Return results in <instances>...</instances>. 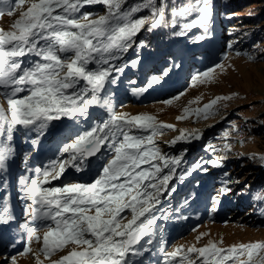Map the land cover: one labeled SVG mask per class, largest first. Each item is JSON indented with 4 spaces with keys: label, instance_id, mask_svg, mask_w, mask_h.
<instances>
[{
    "label": "snow or ice",
    "instance_id": "obj_1",
    "mask_svg": "<svg viewBox=\"0 0 264 264\" xmlns=\"http://www.w3.org/2000/svg\"><path fill=\"white\" fill-rule=\"evenodd\" d=\"M101 3L107 6L105 15H76L83 5ZM144 7L150 9L151 15L134 19L133 14L141 8L125 11L121 0H15L14 5L12 0H0V17L5 11L12 17L13 8L19 10L8 30L0 28V96L7 103V109L0 104V170H6V162L14 155L15 132L34 130L43 134L54 120L77 114L87 116L88 108L98 103L106 84L116 82L113 72L124 71L123 66L111 62L132 47L133 38L146 24L149 31L164 26L166 0H160L158 7L155 0H147ZM194 14L195 18L188 20ZM212 14L210 0H190L172 9V25L185 21L177 35H186L187 30L197 26L207 31ZM29 56L34 59H26ZM138 63L133 60L131 65L136 67ZM214 78L215 69H209L193 77V81L207 83ZM160 80L161 77H152L147 87ZM231 98L216 97L203 109L194 111L197 115L203 113L206 119L219 101ZM178 99L177 96L163 103L171 105ZM183 111L188 113L189 109L185 107ZM165 128L174 126L150 113L132 115L110 110L108 121L63 147V153L69 154L67 160H54L43 170L35 169L36 177L30 180L21 178L22 191L31 201L25 213L36 225H23L28 246L21 255L33 254L36 264H44L41 255L49 264H129V253L139 254L134 246L145 236H155L151 226L157 222L154 212L162 195L175 191L169 182L180 160L162 154L155 143ZM133 129L150 134H133ZM185 131L176 139L186 140ZM103 146L112 155L92 183L67 182L45 187L59 180L68 166L79 171L76 162L95 156ZM217 163L212 161L213 165ZM198 167L199 164L192 171ZM164 169L168 172L164 173ZM185 175L191 172L181 173L178 179L183 180ZM13 219L5 198L0 203V223ZM206 236L210 234L202 232L196 240ZM33 243L40 247L34 249ZM151 243V238L146 241ZM222 245V237L209 238L202 247L181 245L165 256H179L180 264H197V260L200 264H264V242ZM61 252L66 254L52 259ZM191 253L196 254L195 258Z\"/></svg>",
    "mask_w": 264,
    "mask_h": 264
},
{
    "label": "rangeland",
    "instance_id": "obj_2",
    "mask_svg": "<svg viewBox=\"0 0 264 264\" xmlns=\"http://www.w3.org/2000/svg\"><path fill=\"white\" fill-rule=\"evenodd\" d=\"M125 2L126 0H121V7L123 10L127 11L126 6L128 4ZM241 2L242 0H240L239 10L242 9L241 11L244 13L250 10V8H254V11L262 12L261 15L263 19L261 17L260 22L264 23V0H250L245 8L242 7L243 4ZM210 3L213 14L210 17L207 31L197 26L187 30L188 35L183 36L180 41L178 38L182 35H177L176 33L181 31L180 29H182V26L177 29V25L173 26L169 24L166 21V14H164V26L151 30L154 35H160L155 45L150 46L147 44L144 40V36H142V32L147 29L148 25L146 24L133 38L134 45L132 44V47L129 48L127 52L123 53L120 59L111 62L123 66L124 71L127 72L125 74H122L124 71L122 73L113 72L112 76L115 78L116 82L114 84H106L105 89L100 93L98 103L88 108V114L85 120L83 119L82 121L81 118L84 116L82 117L77 114L75 117H62L59 120H54L47 127L48 130H50V127H55L65 122L68 127L67 129L74 128L78 130V136L90 130L92 127L108 121L110 119V110L115 112H126L132 115L146 112L155 115L158 120L165 124L174 126V128L163 129L162 135H158L155 138V143L162 154L169 157H176L180 160V164L174 166L176 168V173L169 182V187H174L175 191L171 192L170 195L168 192L162 195L161 203L156 206L154 212V215L158 217L157 222L155 225L151 226L152 231L155 232V236H145L139 245L134 246L136 249H139V254L129 253V264H176L179 256L175 259L166 258L164 252L168 250L178 238H175L166 249L160 250L154 249L151 245L152 243L146 244V241L151 238L153 242L154 239L158 240L157 237L163 241H170V236L173 235V237H175V232L171 230V228L175 226V219L178 223L182 221V219L178 218L180 212L186 210L185 208L194 207V205L191 204L192 200H196L197 202L203 201L206 192L211 191L213 195L217 187V183L215 182L219 178L222 183V190L220 191L224 192L225 186L231 188V182H235L239 180V178H244L246 176L247 179L244 180L245 183V181H250L254 175L260 172H262V177L264 178V170H262V165L264 164V61L260 60L261 57L258 59L253 57L252 54H248L246 47H242L240 50L228 49L223 51V46L225 44L227 45V42L232 40L236 34H234L233 37L227 34L228 30L226 24L228 23L225 21L227 13L222 11L221 8L223 4L220 0H211ZM26 7L27 5H25V8ZM107 10V6L102 3L83 5L80 8V12L76 15L79 16L90 13L92 18H96L105 15ZM239 10L237 13H240ZM135 14H143L141 17H148L151 15V11L148 8L145 11L140 10ZM18 15L19 10L17 9L15 15L12 17L8 15L0 17L1 28L8 30L13 21L18 18ZM244 15L245 14L240 15V17H234L231 24H236V28L249 25V22L252 20L246 19ZM241 16L244 18L240 19ZM193 18H195V14L193 17H189L188 20ZM215 19H218V23ZM183 22L185 21L182 20V23ZM189 34L192 35L193 39L194 36L195 38L197 37V34L198 37L203 35L205 38L203 40L194 39L189 43H185L190 41ZM141 43H143V46H141ZM203 43L205 47L217 49L219 53L221 51L220 55H216V58L219 62L217 65L224 66L223 70L217 68V65L209 67L211 63H207L203 61L202 58L198 59L195 56V54L200 53V50L203 49ZM162 45L166 46V52L153 54L154 49ZM184 45L185 47L187 46V48H185ZM136 50H138V52ZM159 55L165 57L163 59H157ZM166 58L170 60L167 61ZM26 59L30 60L34 59V57L29 56ZM133 60L139 61L137 64L138 68H136L137 66L135 68L132 67L131 62ZM161 60L163 61V65L159 66L158 63ZM154 62H156L155 66H153ZM195 64H199L196 65L199 66L197 70L192 68ZM209 69H215V78L211 82L201 83L197 81L194 83L193 77ZM152 70H156V74H151ZM165 71L168 73L167 76L163 75ZM190 73L191 76H189ZM154 76L161 77L160 83L148 88L147 85ZM134 77L137 78V81L132 80ZM185 81H188V84H184ZM150 92L163 93L164 97L160 99V101L151 104H145L149 101H144L142 103L132 101L141 94L143 95L144 93ZM177 96L179 99L173 100L171 105L163 103V101L173 99ZM223 96H230L232 98L219 101L211 110L213 114L208 115L206 119L203 113L197 115L194 111L198 108L203 109L204 105L208 104L211 100ZM2 100H4V98L0 96V102ZM115 104H120V106L115 107ZM185 107L189 109L188 113H184L183 110ZM180 116H186V118L177 119V117ZM60 121L63 122L59 123ZM71 121H74L75 124H71ZM259 126L262 128H259ZM255 127L262 131L256 133ZM45 130L43 132H45ZM182 130H187L185 131L187 139L177 140L176 138L181 135ZM24 131L26 132V130H23V132ZM18 132L20 133V130ZM18 132L14 133L12 143L18 142ZM189 133H194V135H189ZM133 134L149 135L150 133L133 129ZM197 136L198 138H195ZM44 137L45 135L43 138ZM22 138L23 137L19 138L20 141ZM43 138L39 139L37 136L30 137L26 139L25 142L27 146H33V141H37L38 139L40 141H46L45 138L44 140ZM173 140H176V143H172ZM60 144L62 143L60 142ZM226 145L230 147H226ZM103 148L104 152L96 158V163H93L97 166V170H101V172L103 166L112 155L111 150L107 146H103ZM31 152L27 151L25 153L23 150H20L19 155L23 157L17 156L16 158L13 155L8 161H10V164H13L21 158L24 159L27 157L28 159L32 155ZM56 154V152L53 154V161H64L69 158L68 153L64 155L60 154L57 158ZM231 157H237L236 159L239 160L231 161L232 159H229ZM247 159L259 162L260 164L255 166L251 164L250 161H247L245 165L241 163L243 160ZM213 160L218 162L217 165L212 164ZM227 160L235 166L236 172H239L236 173V177L233 176V172H230L229 168L231 165ZM80 161H86V159L83 158ZM80 161L76 163L80 165ZM154 163H156V161H154ZM197 164H199L200 167L192 171ZM6 165V170H8V162H6ZM239 166H241L240 170L238 169ZM243 166L245 169L241 170ZM143 167H147V165ZM68 168L75 167L68 166ZM249 170L252 171V173L247 176ZM167 172L168 169H164V173ZM187 172H191V175H185L183 180L178 179L181 173ZM24 174L25 173H23V175ZM27 175L26 178L30 180L29 173ZM99 175L94 179H90L87 183H92ZM3 176L4 174L1 173L0 170V183ZM48 186L60 185L52 181L50 185H45V187ZM238 186L239 185H236L237 188ZM237 188L234 189V192ZM20 189H22V186ZM230 202L231 207L233 199H231ZM247 206L248 205H246V210L244 212H242L243 209H239V211L228 220L227 224L211 225L207 222V226L200 228L197 232L194 231V234L186 240V243L200 246L203 241L206 242L209 238L218 240L221 237L223 238L222 246L224 247L237 243L264 242V228H254L250 226L254 222L253 218L248 217L244 220L237 221V218L241 217L248 210ZM183 208L184 210H182ZM237 209L238 207L232 206L228 213H233ZM259 209L257 210L258 214L260 213ZM128 215L130 218V213H128ZM245 222H247L250 227L245 226ZM202 232H208L210 236L203 237L200 241H197L196 237ZM180 242L182 245H185L184 240ZM31 247L38 249L40 246L38 247L37 243H33ZM177 247H179L178 243L173 247L174 250ZM143 253L145 254L143 255ZM64 254H66V252H61L53 256L52 259H58L59 255ZM15 258V264H36V257L31 253L18 255ZM5 259L6 258L0 255V264H13V258L7 262H5ZM40 259L44 261V264H49L48 260H46L43 255H41ZM163 259L165 260L162 261Z\"/></svg>",
    "mask_w": 264,
    "mask_h": 264
},
{
    "label": "trees",
    "instance_id": "obj_3",
    "mask_svg": "<svg viewBox=\"0 0 264 264\" xmlns=\"http://www.w3.org/2000/svg\"><path fill=\"white\" fill-rule=\"evenodd\" d=\"M235 4H237L238 6L236 7V11H231L232 15L231 17L233 18L235 17H240V15L245 14L244 16H246V19H251L252 21L249 22V25H245V27H240L241 30H245L246 32H250V39H253V37L255 38V46L253 45L252 49L255 50L258 54V56H263L264 55V23L260 22V18L263 16L261 15L262 12L259 11H254V8H250V10H247L246 12H242V9H238L240 6V0H232ZM248 1L250 0H242V7L245 8ZM147 2V0H130L127 1V10L131 9L132 7H140L142 8L141 10H146L148 8L144 7V4ZM190 0H166V4L168 5L166 10H165V14H166V21L169 24H172V15H171V11L173 8H178L183 4L189 3ZM239 2V3H237ZM155 3L157 5V7L160 5V0H155ZM226 7L227 9L231 8L233 5L231 3V0H226L225 1ZM234 7V6H233ZM239 10L240 13H237V11ZM235 12V13H234ZM242 12V13H241ZM143 14H133V18L134 19H138L142 16ZM260 15V17H259ZM230 17V16H229ZM232 18H230L229 20L231 21ZM244 18L243 16H241L240 19ZM177 24H182V20L180 22H178ZM236 25V24H234ZM148 26L147 29L145 31L142 32V34L144 35V40L146 41L147 44H149L150 46L155 45V42H158V39L160 37L159 34H155L151 31L148 30ZM143 41V40H142ZM261 61H264V59H260ZM256 128V127H255ZM259 128H262L261 126H259ZM262 130L256 128V133L260 132ZM245 178V177H244Z\"/></svg>",
    "mask_w": 264,
    "mask_h": 264
}]
</instances>
